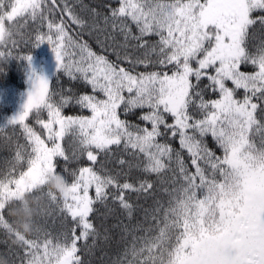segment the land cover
<instances>
[{
	"label": "snow or ice",
	"instance_id": "6c2138e0",
	"mask_svg": "<svg viewBox=\"0 0 264 264\" xmlns=\"http://www.w3.org/2000/svg\"><path fill=\"white\" fill-rule=\"evenodd\" d=\"M55 7L57 0H0V44L11 40L21 20L46 22L47 32H37L32 47L47 42L58 70L73 80L79 75L103 99L80 95L75 103L91 115H64L63 108L73 97L54 101L51 80L33 68V87L22 111L0 126V131L21 127L30 147L26 171L17 173V166L25 160V148L18 145L14 161L0 178V228L25 249L26 264H84L78 242L91 237L95 245L100 236L90 219L100 213L94 205L106 206L111 195L130 218L131 194L148 198L156 193L148 180L120 182L121 175L127 177L134 168L157 176L171 173V187L163 189L169 199L167 207L157 200L150 210H143L158 234L145 238L140 247L133 245L116 264H264V38L253 45L255 51L249 49L250 41L257 39V33L250 30L256 25L264 30V15L254 16L258 10L264 12V0H119L117 7L106 5L107 16L95 8L85 9L90 21L63 0L62 14L81 29L104 33L105 41H115L112 32L123 37L124 44L113 43V47L124 49L117 59L127 62L128 68L74 39L63 19H48L45 12ZM129 22L138 34H133ZM153 35L158 37L155 42L146 39ZM7 57L0 52V58ZM24 59L31 63L32 55ZM242 65L255 70L241 71ZM138 66L145 71H136ZM204 79L208 84L202 88ZM205 88L217 98L205 99ZM241 89L243 96L238 98ZM144 108L148 111L138 117L144 126L121 119ZM45 111L48 118L41 119ZM30 114L36 116L43 135L26 123ZM208 136L222 156L208 147ZM66 137H72L76 146L73 158L78 152L95 164L99 153H112L115 146L129 159H116L121 171L115 175H102L91 166L70 170L62 143ZM161 138H178L192 170L181 152ZM56 158L65 161L59 171ZM48 171L72 177L68 191L60 194L61 211L74 222L63 242L28 239L5 218L6 211L11 216L18 194L37 185L40 192L47 189L42 176ZM91 188L94 198L89 195ZM46 194L57 200L55 192L47 189Z\"/></svg>",
	"mask_w": 264,
	"mask_h": 264
},
{
	"label": "trees",
	"instance_id": "16d2710c",
	"mask_svg": "<svg viewBox=\"0 0 264 264\" xmlns=\"http://www.w3.org/2000/svg\"><path fill=\"white\" fill-rule=\"evenodd\" d=\"M70 6H74L75 10L83 18L91 20L90 13L85 9L95 8L97 12H100L102 16L109 15V11L106 5H111L112 7H117L119 0H68ZM49 7L52 5L49 2ZM63 0H57V7L49 13L45 12L48 19H52L59 22L63 19L68 27L69 33L74 39L81 42H87L91 50L97 55L105 56L110 62H119L121 66L128 68L127 62L117 59V54L122 57L124 55L123 48H114L113 43L123 45V37L118 32H112L115 36V41L111 39L105 41L104 33L97 32L91 29H81L78 25L72 23L68 18L66 13L62 14ZM8 10V9H6ZM264 15V12L257 11L254 16ZM102 16L98 19L102 21ZM11 23V22H8ZM133 34H138V29L135 25L129 22ZM7 26V24H6ZM100 27H104L103 23ZM14 35L11 40L6 44H0V52L7 54V58H0V88H14L18 91H25L28 86V71L31 67L33 59L41 55V45L39 47H32L34 43V36L37 32H47L46 22L38 20L28 19L26 22L24 20L19 21V27L13 29ZM250 31L257 33V39L252 40L249 43V49L255 51L253 45H258L259 40L264 38L261 35L264 30H261L259 25L254 26ZM150 42H155L158 37L151 36L146 37ZM11 41H15L13 44ZM131 43V42H130ZM129 51H131L129 47ZM31 54L32 61L29 63L24 56ZM139 53H137L138 55ZM79 58V55L75 57ZM195 66V65H194ZM148 70H160L158 68H149ZM167 70V69H165ZM255 69L251 65H242L241 71L253 72ZM136 71H145L143 66H138ZM208 84L207 79H204L201 83V87L204 88ZM50 91L54 92L55 95L53 100L59 102L61 96H72L73 101L63 108L64 115H78V116H90L91 112L88 109L82 108L80 105L75 103V98L80 95L89 94L96 96H103L99 91L93 93L91 86L86 84L79 75L77 79H71L63 70H57L53 75L50 83ZM243 96V90H238V98ZM216 94H213L210 90L205 88V99H215ZM15 110V106L0 98V126L7 124L9 121L7 116L11 115ZM148 109H136L134 114H130L125 117L121 115V119H129L133 123L140 124L144 126L145 122L138 119L139 115L147 112ZM41 119H47V113L42 112L40 115ZM168 121L171 122V117H167ZM36 116L30 114L27 122L30 126L35 128L38 132L43 135V130L39 125L36 124ZM208 147L216 153L218 156H222V150L218 148L216 142L211 136L205 138ZM257 146L260 145V137L257 135L255 137ZM161 142L169 143L172 148L176 151H180L185 163L188 164L190 170L192 166L190 163V158L186 151L180 149L178 138L172 139L168 138L165 140L161 138ZM65 148L66 154L69 156L68 168L70 170H75L80 167L91 166L96 171H100L102 175L111 174L115 175L117 172L121 171L119 165L116 163L117 158H123L125 160L129 159L127 154L118 152L115 146H113L112 153H99L95 164H92L87 160L86 155H80L78 152L76 157L73 158V153L76 152V146L74 144L72 137H66L62 142ZM23 145L25 148V160L21 161L17 166V173L20 171H26V160L27 152H30V147L23 133V129L19 126H8L0 131V178L2 174L6 173L10 167L11 162L14 161L15 153L17 151V146ZM122 147V146H121ZM95 151V150H94ZM54 163L58 166V171L65 166V161L63 158H56ZM174 166V165H173ZM103 167V171L101 168ZM142 168V165H141ZM127 171V169H124ZM171 173H164L160 176L157 174L143 173L140 169H133L127 177L121 175L120 182L123 183L127 179L128 182H137L139 180H148L154 184L157 188L156 193L152 197L144 198L143 196H137V194H131L129 202L133 204L132 216L129 218L125 210L121 209L116 203H113L111 195H109L106 206H102L99 203L94 205L95 208L100 209V213H94L90 219L97 226L100 231V236L96 238V243L93 245V238H89L88 241L78 242V247L81 251L78 253L84 264H116L117 259L123 258V254L126 250L131 249L133 245L140 247L145 238H149L158 234L155 224L151 221V218H145L144 209L150 210L154 204V201H159L164 207H167V201L169 199L167 193L163 191L164 188L171 187L168 182V178ZM67 180L69 183L72 181V177L68 175ZM109 193L113 189L109 188ZM47 189L40 193L42 195V212L37 217V222L39 225V232H34L28 235V239H35L38 242H42L45 238L51 239L53 243L63 242L64 234L68 233L74 226V222L71 217L62 208V198L59 193L55 192L57 197L56 201H52L51 197L47 194ZM126 195H128L126 193ZM95 197V193L93 198ZM101 215L103 218H100ZM5 218L9 220L10 223L14 221V217L10 216L8 212H5ZM127 226V228L123 227ZM79 229H77V234H79ZM0 241H7V244L0 243V257L6 258L8 264H26L24 257L26 255L25 249L15 242L14 237L7 234L5 230L0 228ZM87 243L88 247L84 248L83 245ZM9 247L12 249L10 253L8 251Z\"/></svg>",
	"mask_w": 264,
	"mask_h": 264
},
{
	"label": "clouds",
	"instance_id": "9594fccd",
	"mask_svg": "<svg viewBox=\"0 0 264 264\" xmlns=\"http://www.w3.org/2000/svg\"><path fill=\"white\" fill-rule=\"evenodd\" d=\"M42 184L47 187L49 191L63 194L69 189V181L62 174L54 171H48L42 176ZM27 189L14 199L10 214L14 217L13 226L24 235H31L39 229L37 217L42 212V200L38 189ZM0 264H8L4 257H0Z\"/></svg>",
	"mask_w": 264,
	"mask_h": 264
},
{
	"label": "rangeland",
	"instance_id": "374dc122",
	"mask_svg": "<svg viewBox=\"0 0 264 264\" xmlns=\"http://www.w3.org/2000/svg\"><path fill=\"white\" fill-rule=\"evenodd\" d=\"M41 50V55L33 59L31 67L28 71V86L25 91H18L14 88H0V98L9 101L15 106L14 112L7 116L8 120H10L14 115H17L23 109V105L27 100L28 92L33 87V81L30 79V76L32 75V69L34 68L37 73L47 76L50 80L58 70L55 53L52 51L51 46L45 42L41 44ZM228 86H232L231 82H228ZM97 97L103 99V96ZM94 193V188H91L89 190V195L93 197Z\"/></svg>",
	"mask_w": 264,
	"mask_h": 264
}]
</instances>
